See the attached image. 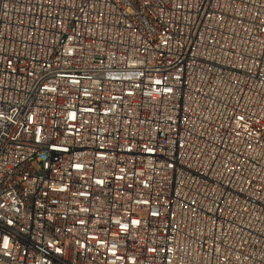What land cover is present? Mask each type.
I'll return each instance as SVG.
<instances>
[{
  "label": "built area",
  "instance_id": "obj_1",
  "mask_svg": "<svg viewBox=\"0 0 264 264\" xmlns=\"http://www.w3.org/2000/svg\"><path fill=\"white\" fill-rule=\"evenodd\" d=\"M0 264H264V0H0Z\"/></svg>",
  "mask_w": 264,
  "mask_h": 264
}]
</instances>
